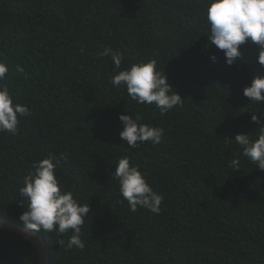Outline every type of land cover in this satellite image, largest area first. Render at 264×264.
<instances>
[{
  "label": "trees",
  "instance_id": "trees-1",
  "mask_svg": "<svg viewBox=\"0 0 264 264\" xmlns=\"http://www.w3.org/2000/svg\"><path fill=\"white\" fill-rule=\"evenodd\" d=\"M207 31L205 0H0L4 83L32 113L17 134L0 132V216L24 225L18 189L50 153L64 155L58 180L90 208L83 249L67 247L71 232L39 231L50 264H264V171L233 138L258 134L251 114L264 117V103L243 89L264 66L247 43L229 66L223 50L206 47ZM106 46L124 52L121 68L156 60L183 106L161 115L114 87ZM131 112L164 129L159 145L123 142L118 117ZM123 156L164 194L159 214L129 210L113 176ZM236 157L241 169L231 170ZM0 264H38V253L0 229Z\"/></svg>",
  "mask_w": 264,
  "mask_h": 264
},
{
  "label": "clouds",
  "instance_id": "clouds-1",
  "mask_svg": "<svg viewBox=\"0 0 264 264\" xmlns=\"http://www.w3.org/2000/svg\"><path fill=\"white\" fill-rule=\"evenodd\" d=\"M205 18L208 25L209 45L214 44L223 50L226 63L231 66L238 57L242 56L241 45L254 44L258 49L257 61L264 66V0H205ZM102 56L111 55L114 69H119L110 77L114 87H126L127 94L138 104L155 105L163 115L176 106H183L181 95L174 91L167 82L163 71L157 70V61H141L121 68L124 52L106 46ZM217 59L215 55L211 57ZM9 67L0 61V132L13 135L18 132L19 117L31 116L27 104L15 102L16 99L7 84L4 83ZM16 71L23 73L24 68L17 64ZM243 95L255 106L264 103V76L253 78L250 85L243 89ZM132 113V112H131ZM122 129L121 139L130 148L138 144L151 142L159 145L165 134L158 126L141 123L143 116L135 114L119 115ZM262 115L254 110L251 121L261 124L256 138L250 139L249 134L237 133L233 138L241 146V155L264 171V123ZM232 139V138H230ZM139 142V143H138ZM64 155L49 154L33 163V170L23 177V184L19 187V196L26 201V208L20 215V220L28 230L56 232L57 235H71L67 240L68 248L85 247L81 238L82 227L89 203L81 204L74 192L66 189L58 180L56 169ZM114 180L119 183V193L127 201L129 210L136 212L138 208L148 209L152 213L161 212L164 194L158 193L148 183L146 175L138 166L130 163L128 156H123L116 162ZM231 170L240 168L239 157L233 158L228 164ZM64 244V240L58 242Z\"/></svg>",
  "mask_w": 264,
  "mask_h": 264
},
{
  "label": "water",
  "instance_id": "water-1",
  "mask_svg": "<svg viewBox=\"0 0 264 264\" xmlns=\"http://www.w3.org/2000/svg\"><path fill=\"white\" fill-rule=\"evenodd\" d=\"M0 229L17 234L30 241L38 253V264H50V251L45 238L39 231L28 230L24 225L0 216Z\"/></svg>",
  "mask_w": 264,
  "mask_h": 264
}]
</instances>
